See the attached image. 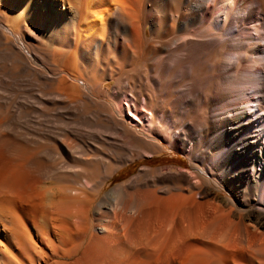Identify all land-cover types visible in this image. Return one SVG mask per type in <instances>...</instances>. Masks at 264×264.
I'll return each instance as SVG.
<instances>
[{
  "label": "bare ground",
  "instance_id": "6f19581e",
  "mask_svg": "<svg viewBox=\"0 0 264 264\" xmlns=\"http://www.w3.org/2000/svg\"><path fill=\"white\" fill-rule=\"evenodd\" d=\"M0 43L50 89L0 88V264H264V0H0ZM188 83L239 97L179 128L150 87ZM156 132L187 145L189 168L143 167L102 193L93 153L161 156Z\"/></svg>",
  "mask_w": 264,
  "mask_h": 264
},
{
  "label": "rangeland",
  "instance_id": "374dc122",
  "mask_svg": "<svg viewBox=\"0 0 264 264\" xmlns=\"http://www.w3.org/2000/svg\"><path fill=\"white\" fill-rule=\"evenodd\" d=\"M248 25H249L250 31H252L253 33L255 30L260 31L263 28L261 24L255 23V22H248ZM146 33L148 34L151 33V28L149 25L146 28ZM3 48L4 47H2L0 43V88L9 89L13 92L18 91V90L26 91L28 95H31L34 92V90L32 88L31 89L29 88L34 87L35 91H41L44 95L47 94L50 89L49 90L46 89L47 92L45 90L46 93H44L43 90L45 87L37 88L38 86L34 84L37 75L35 76L31 72L24 73V69L19 63L17 55H15L16 53L14 51L13 53L8 52L7 50L4 51ZM213 51H211V53L210 52L206 53L204 57L201 56L200 57L201 60L206 59L208 61L207 62L204 60V62L206 63H210L211 61L215 60L216 51L215 50ZM255 56H261L264 59L263 46L259 47L258 54ZM123 61L120 60V62H123ZM130 67L133 68L132 63H130L129 65L125 64L123 66V71H127L128 69H130ZM193 70L196 73V75H198L199 73V76L204 75L206 78H208V76H211L210 71H208L207 64L204 65V63L202 62L194 64ZM178 74L179 73H177V75L172 74V76L177 77V76L182 75V74L180 75ZM213 74L212 75L214 78L219 79L221 83L224 82V80L223 81L221 80L223 79V76L221 74H220V77L217 76L219 73L216 74V72H213ZM183 75L188 76L187 73ZM234 80L236 81V79ZM235 81L230 80L229 82L233 84V82ZM114 83H115V80H110V79L105 78L103 89H105L107 92H110ZM230 83H228V85H226L225 88H223L222 86H219V87L214 86L212 84H209L208 86H205V85L201 86L196 83H188L182 87L170 86L169 88L166 87L165 89L163 87L152 86L150 87V89L155 95V98L153 99V102L150 108L152 109L153 112L156 113L157 106L160 105L159 94L162 95V93H164L167 90L165 92V96H167L166 98L168 99L166 101V105L168 107L167 116L168 117L170 116L171 118L173 117L174 120L177 119L176 125L178 127L181 126L182 128H187L188 121H190V119L193 118L194 116L200 117L199 115L202 114L201 112H203L205 117L208 118L209 115H211V113L215 112L213 109L216 108L217 110V109L223 108L226 104H222L223 106L221 105L222 107L220 108L219 107L220 103H222L221 100L227 97L229 92L230 93L228 97H230L231 99L239 97L238 88L236 87L229 88V86L231 85ZM245 83H247L248 85L249 82H245ZM247 85L245 84V86ZM214 87L216 88V90ZM226 90L228 93L226 92ZM224 94L226 95L225 97H224ZM207 95H209V100L207 101L208 103H205L204 100L207 98ZM99 98L101 99L103 98L101 94L99 95ZM115 101L116 102L114 104L115 106L114 110H116L118 107L117 109L118 114L121 116L123 121L127 123H131L130 116L126 112H123L121 109V106L126 102V98L124 99L117 98L115 99ZM130 104H132V101L130 102ZM135 104H137V106L135 105L134 108L131 107V111L136 113L138 116H140L141 115V111H140L141 101L139 102L135 101ZM53 107L54 105L53 106L50 105L48 108H53ZM94 107L95 105H91L90 110L94 111L95 109H97V106L95 107V109ZM107 113L112 114L113 110L109 109ZM100 117L101 119L102 118L104 119L105 114L100 115ZM74 119L75 118L72 117L71 121ZM155 123H157V120ZM142 125L143 123H140V124H137L135 127L137 129H141ZM178 127L177 129L181 128V127L179 128ZM157 133L158 132L154 133V135L161 140L162 144H164V147H165V149L161 151L163 153L161 156H157L153 158L147 157L145 153L141 149H138L137 147L129 149V150H127V148H124V147L123 149L121 148L122 150H120V154L121 153L122 154L120 155V158L116 156L115 151L113 152V150L110 147H105L101 149L99 152L97 151L96 153L92 152L93 154L98 153L99 156L103 157L105 161L103 166H106V170H107L106 172H108L107 175L108 176L110 175V178L106 179L107 182L105 183L102 189V193L107 192L108 189L112 188L114 185L122 181L135 177L137 174L142 172L141 168L143 167L144 168L145 167H154V168L177 167L181 169L189 168L190 158L192 157V155H191V150L187 147V145H183L184 146L183 147L180 141L174 142V140H171V139L169 140L168 137L165 136V134L162 135L160 133L158 134ZM120 140H122L123 141L122 143L124 144L127 143V139H124V137L121 138ZM147 151L152 152L149 149ZM92 153L90 152V154Z\"/></svg>",
  "mask_w": 264,
  "mask_h": 264
}]
</instances>
